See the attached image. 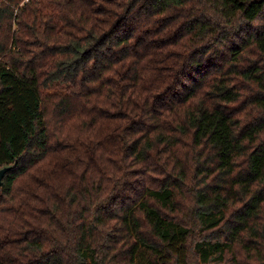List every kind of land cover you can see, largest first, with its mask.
I'll use <instances>...</instances> for the list:
<instances>
[{
  "label": "trees",
  "instance_id": "trees-1",
  "mask_svg": "<svg viewBox=\"0 0 264 264\" xmlns=\"http://www.w3.org/2000/svg\"><path fill=\"white\" fill-rule=\"evenodd\" d=\"M0 264H264V0H0Z\"/></svg>",
  "mask_w": 264,
  "mask_h": 264
},
{
  "label": "water",
  "instance_id": "water-1",
  "mask_svg": "<svg viewBox=\"0 0 264 264\" xmlns=\"http://www.w3.org/2000/svg\"><path fill=\"white\" fill-rule=\"evenodd\" d=\"M6 171H7V167H3L0 169V185L2 183V178H3Z\"/></svg>",
  "mask_w": 264,
  "mask_h": 264
},
{
  "label": "rangeland",
  "instance_id": "rangeland-1",
  "mask_svg": "<svg viewBox=\"0 0 264 264\" xmlns=\"http://www.w3.org/2000/svg\"><path fill=\"white\" fill-rule=\"evenodd\" d=\"M1 169V168H0Z\"/></svg>",
  "mask_w": 264,
  "mask_h": 264
}]
</instances>
